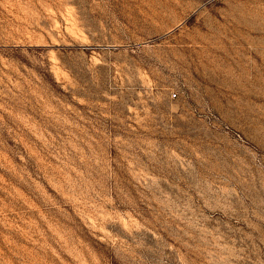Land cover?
<instances>
[{
    "label": "rangeland",
    "instance_id": "rangeland-1",
    "mask_svg": "<svg viewBox=\"0 0 264 264\" xmlns=\"http://www.w3.org/2000/svg\"><path fill=\"white\" fill-rule=\"evenodd\" d=\"M0 264H264V0H0Z\"/></svg>",
    "mask_w": 264,
    "mask_h": 264
}]
</instances>
